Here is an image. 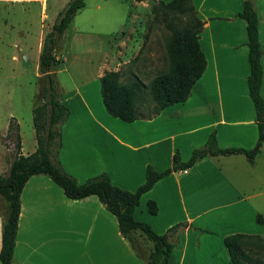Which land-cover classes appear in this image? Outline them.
<instances>
[{
    "label": "crops",
    "instance_id": "crops-1",
    "mask_svg": "<svg viewBox=\"0 0 264 264\" xmlns=\"http://www.w3.org/2000/svg\"><path fill=\"white\" fill-rule=\"evenodd\" d=\"M0 1L34 3L44 10L47 0ZM190 2L202 22L198 42L206 66L184 103L132 123L106 113L96 83L105 73L120 72L121 81L135 76L146 85L142 60L136 61L143 42L134 46L131 30L116 35L110 53L102 56L93 87L62 93L57 88L69 116L59 126L61 147L55 160L79 183L104 173L114 186L134 192L143 184L148 166L156 172L169 169L176 153L185 162L194 150L204 147L210 135L221 149L255 146L246 29L238 17L242 2ZM250 2L258 22L264 100V0ZM38 45L41 49L42 43ZM56 59L68 62L62 54ZM19 138L20 154H32L36 141L24 153ZM147 201L156 203V215L148 214ZM256 215L264 217V142L252 164L243 154L206 156L187 170L171 172L141 196L134 210L136 221L167 235L172 245L168 264H230L224 239L234 234L260 236ZM13 264L143 262L119 233L116 218L96 197L70 200L48 177L36 175L20 194Z\"/></svg>",
    "mask_w": 264,
    "mask_h": 264
},
{
    "label": "trees",
    "instance_id": "trees-1",
    "mask_svg": "<svg viewBox=\"0 0 264 264\" xmlns=\"http://www.w3.org/2000/svg\"><path fill=\"white\" fill-rule=\"evenodd\" d=\"M240 1L242 11L238 17L245 22L247 38V90L257 125L255 146L250 150L221 149L217 146L214 135H210L204 147L194 150L187 161L181 162L176 153L169 169L156 172L148 166L143 184L134 192L114 186L104 173L79 183L65 173L55 160L61 147L59 126L68 118L69 111L59 101L53 72L59 64L56 57L60 50V40L74 16L83 9L84 2L70 0L64 6L50 31L45 34L38 56V73L44 83L32 109L35 151L27 156L21 155L20 138L17 136V155L10 163L7 177L0 175V196L8 203L9 208L1 230L0 264H13L20 194L27 180L36 175L48 177L70 200L96 197L105 210L116 218L119 233L143 264H168L172 245L167 235H158L147 224L134 219V210L139 205L141 196L171 172L187 170L206 156L243 154L252 164L264 142V100L260 93L262 51L258 39V22L250 0ZM165 7L173 13L188 16L187 22L178 29L172 28L170 36L165 39L166 70L152 78L147 85L135 76L121 81L120 72H108L99 79L100 95L106 113L124 123H132L139 118L150 119L167 107L184 103L205 70V57L198 42L202 22L190 0H171ZM146 210L149 215H156V203L147 201ZM255 221L263 227V236L234 234L224 239L230 264H264V259L260 258L261 254L264 255V217L256 215Z\"/></svg>",
    "mask_w": 264,
    "mask_h": 264
},
{
    "label": "rangeland",
    "instance_id": "rangeland-1",
    "mask_svg": "<svg viewBox=\"0 0 264 264\" xmlns=\"http://www.w3.org/2000/svg\"><path fill=\"white\" fill-rule=\"evenodd\" d=\"M69 1L47 0L44 10L34 3L0 1V175L3 178L8 175L9 162L17 155V136L21 137L24 153L34 145L32 108L44 83L37 70L38 41L42 43ZM169 1L83 0V9L74 16L59 43L58 55L62 54L68 61L59 62L53 72L59 92L85 85L93 87L102 56L110 53L116 35L125 30L132 31L134 46L143 42L136 61L142 60L145 71L141 77L145 84L164 72L165 39L172 28L178 29L188 20L184 13L169 11L165 7ZM8 209V203L0 196V239ZM257 228L263 236V227ZM260 258L264 259V255Z\"/></svg>",
    "mask_w": 264,
    "mask_h": 264
}]
</instances>
